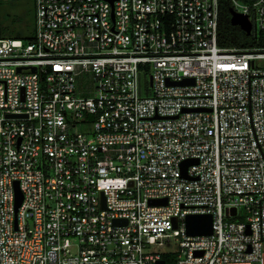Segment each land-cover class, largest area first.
Segmentation results:
<instances>
[{
    "label": "built area",
    "instance_id": "1",
    "mask_svg": "<svg viewBox=\"0 0 264 264\" xmlns=\"http://www.w3.org/2000/svg\"><path fill=\"white\" fill-rule=\"evenodd\" d=\"M35 6L0 37V264H157L170 235L175 264H264V46L219 45L220 0Z\"/></svg>",
    "mask_w": 264,
    "mask_h": 264
},
{
    "label": "rangeland",
    "instance_id": "2",
    "mask_svg": "<svg viewBox=\"0 0 264 264\" xmlns=\"http://www.w3.org/2000/svg\"><path fill=\"white\" fill-rule=\"evenodd\" d=\"M0 27L5 30V36L21 37L35 35L36 32V6L35 0H4L1 8ZM140 78V86L149 89V75L143 74ZM83 131H89L82 128ZM163 245L150 246L151 252H166L179 247L176 238L172 235L162 240Z\"/></svg>",
    "mask_w": 264,
    "mask_h": 264
},
{
    "label": "trees",
    "instance_id": "3",
    "mask_svg": "<svg viewBox=\"0 0 264 264\" xmlns=\"http://www.w3.org/2000/svg\"><path fill=\"white\" fill-rule=\"evenodd\" d=\"M4 0H0V8ZM244 3H251L255 0H239ZM233 3L231 0H220V18H219V37L218 43L226 48H248V47H263L264 46V31L258 35L255 33L247 35V33L238 25H233L231 22V9ZM1 17V12H0ZM7 29V28H6ZM5 28L0 27V37H4ZM21 38V37H18ZM34 35L26 36L22 39L31 40ZM162 257L167 264H175L176 254L164 252Z\"/></svg>",
    "mask_w": 264,
    "mask_h": 264
},
{
    "label": "water",
    "instance_id": "4",
    "mask_svg": "<svg viewBox=\"0 0 264 264\" xmlns=\"http://www.w3.org/2000/svg\"><path fill=\"white\" fill-rule=\"evenodd\" d=\"M113 2L114 0H110ZM113 16V14H112ZM231 22L233 25L240 26L247 35H251V29H252V23L249 19V16L240 12H237L233 8L231 9ZM35 70V68H32ZM21 70V68H19ZM11 116H26V115H11ZM193 160H187L183 162L182 164V174L183 176H187L186 169L187 167L192 164ZM17 190V200H16V209L19 207L22 201V194L20 190L18 189V186L16 188ZM102 200H103V206H105V196L102 192ZM166 199H156L151 200V204H166ZM234 210V209H233ZM116 222H119V220H116ZM186 225H187V231L191 235H209L213 232L212 227V215L211 214H189L186 218ZM196 254H202V251H197ZM157 264H166V261L164 259L158 260L156 262Z\"/></svg>",
    "mask_w": 264,
    "mask_h": 264
}]
</instances>
